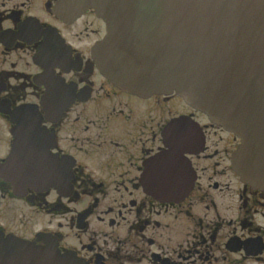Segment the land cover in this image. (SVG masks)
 I'll return each instance as SVG.
<instances>
[{
    "label": "flooded vegetation",
    "instance_id": "obj_1",
    "mask_svg": "<svg viewBox=\"0 0 264 264\" xmlns=\"http://www.w3.org/2000/svg\"><path fill=\"white\" fill-rule=\"evenodd\" d=\"M94 2L0 0V264H264L240 140L177 94L111 81Z\"/></svg>",
    "mask_w": 264,
    "mask_h": 264
},
{
    "label": "water",
    "instance_id": "obj_2",
    "mask_svg": "<svg viewBox=\"0 0 264 264\" xmlns=\"http://www.w3.org/2000/svg\"><path fill=\"white\" fill-rule=\"evenodd\" d=\"M93 7L108 25L102 72L135 95L175 93L233 133L241 141L234 171L264 191V0H95ZM24 255L26 264H54L51 253Z\"/></svg>",
    "mask_w": 264,
    "mask_h": 264
}]
</instances>
